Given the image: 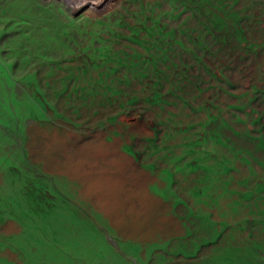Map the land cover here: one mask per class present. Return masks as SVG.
<instances>
[{"label": "rangeland", "instance_id": "obj_1", "mask_svg": "<svg viewBox=\"0 0 264 264\" xmlns=\"http://www.w3.org/2000/svg\"><path fill=\"white\" fill-rule=\"evenodd\" d=\"M0 264H264V0H0Z\"/></svg>", "mask_w": 264, "mask_h": 264}, {"label": "bare ground", "instance_id": "obj_2", "mask_svg": "<svg viewBox=\"0 0 264 264\" xmlns=\"http://www.w3.org/2000/svg\"><path fill=\"white\" fill-rule=\"evenodd\" d=\"M72 8L73 10L80 8L86 5H92L93 3L97 2L98 0H59Z\"/></svg>", "mask_w": 264, "mask_h": 264}]
</instances>
